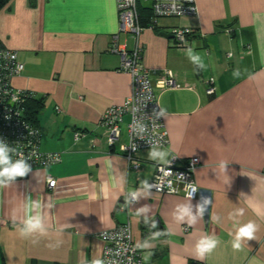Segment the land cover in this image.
<instances>
[{"label": "crops", "instance_id": "0c3cea01", "mask_svg": "<svg viewBox=\"0 0 264 264\" xmlns=\"http://www.w3.org/2000/svg\"><path fill=\"white\" fill-rule=\"evenodd\" d=\"M117 5V0H12L0 13V41L19 53L26 69L14 85L45 105L37 126L41 151L62 156L60 163L0 188V263L102 261L101 232L131 222L137 243L148 242L141 264H264V0H196L198 16L159 19L155 28L146 27L142 62L152 71L154 87L166 71L180 87L156 90L169 146L138 152L139 171L129 167L118 145L109 147L100 125L133 87L130 75L119 70V55L110 52L121 28ZM177 29L192 32L184 48L175 37L160 35ZM120 38L133 48L130 35ZM188 48L201 56L203 67L189 60ZM211 78L214 96L206 92ZM124 120L120 143L127 144L130 117ZM150 150L165 155L150 159ZM175 157L179 165L201 158L197 198L150 189L156 166ZM221 161L227 162L226 173ZM49 178L58 181L53 191ZM129 192L138 193V202L127 212L120 205ZM29 198L43 205L46 234L22 238L18 230ZM184 205L196 218L192 225L188 217L177 219V207ZM240 208L242 217L236 215ZM249 221L258 225L255 239L233 250L234 225ZM143 226L153 233L144 236ZM205 235L220 243L196 259L195 244ZM58 241V247H49Z\"/></svg>", "mask_w": 264, "mask_h": 264}, {"label": "built area", "instance_id": "2783aa9c", "mask_svg": "<svg viewBox=\"0 0 264 264\" xmlns=\"http://www.w3.org/2000/svg\"><path fill=\"white\" fill-rule=\"evenodd\" d=\"M149 3L153 22L166 18L196 17L199 15L196 0H117L120 15V30L113 37L110 52L119 55L120 72L129 74L131 77L132 91L125 102L108 109L100 121L105 130L104 135L110 148L118 145L119 152L127 159L129 167L139 171L141 163L136 157L138 152L154 148H166L169 146V133L164 122L163 110L159 105L156 90L179 88L175 76L169 71L165 72L158 84L154 87L152 71L147 69L142 62L143 48L141 35L146 29L141 24L139 7ZM175 6V10L174 9ZM154 28V25H150ZM231 33V31L229 32ZM130 35L134 46L129 49L127 45L120 43V35ZM177 46L184 48L189 43V30L177 29L173 32ZM228 57H233L229 54ZM25 69L19 53L15 50L0 47V140H3L10 148L13 160L18 159L17 153L27 159L32 171L61 162L60 153H43L40 148L41 128L29 120L27 104L35 99V95L27 90L15 87L14 81L20 77ZM206 92L209 96L216 94L215 79L206 82ZM60 111V109H58ZM154 113H161L155 115ZM126 116L130 117L128 124V142L120 143L121 126ZM82 135L77 134V140ZM143 137V138H141ZM201 158H190L181 165L177 157L172 158L170 163L157 165L154 171L150 189L157 194H169L186 196L185 185L193 183L197 191L191 199L197 198L199 187L195 180V173L201 165ZM170 169L171 174L165 175L164 170ZM183 177L182 179L180 177ZM58 181L49 178L50 190H55ZM138 200L137 192H129L120 205V209L129 212V206ZM131 222L117 226L111 230L101 232L104 242L102 254L103 264H141L142 252L137 247L136 235ZM189 230V228H185Z\"/></svg>", "mask_w": 264, "mask_h": 264}, {"label": "clouds", "instance_id": "9594fccd", "mask_svg": "<svg viewBox=\"0 0 264 264\" xmlns=\"http://www.w3.org/2000/svg\"><path fill=\"white\" fill-rule=\"evenodd\" d=\"M175 10V6L174 9ZM186 55L188 56L189 60L194 64H201V56L199 54L194 53L192 48H188L186 51ZM234 76H238L239 72L236 71L233 73ZM155 115H160L161 113H154ZM143 138V137H141ZM14 149L10 148L3 140H0V188L7 187L12 183H15L18 178H23L27 176L31 171L32 168L28 164L27 159L22 154L17 153L19 156L18 159L13 160L12 153ZM164 153H160L154 150H150L149 158L155 159L157 156H163ZM165 163H170V161H165ZM226 161H221L219 168L226 173ZM165 175H170L171 170L165 169ZM183 178L182 176L180 177ZM197 191V187L195 184L190 183L185 185V192L188 199H191L192 196ZM210 201L205 200V203H209ZM43 205L40 200L32 201L29 198L27 209L28 214L26 218L23 220V226L18 230L19 235L22 238H29L33 233H40L41 235L46 234V229L43 224V217L41 215V209ZM35 214H31L32 212ZM204 212V208L198 207V213L202 216ZM177 219L184 220L185 217H188L189 225H192L195 222V216L192 215L191 207L188 205L178 206L177 207ZM236 215L242 217L244 215V209H238ZM231 218V215L230 217ZM218 217L214 218L216 221ZM235 231L234 233H230L232 235V248L233 250L239 251L242 249V246L248 240L255 239V233L258 230V225L255 224L253 221H249L247 223H239L237 222L234 225ZM158 235V234H155ZM32 242L38 243L36 240H32ZM61 242H57L56 245H49V247H58ZM220 243L219 239L215 236H203L197 240L195 244V251H196V259L203 260L207 254L213 252V250L218 246ZM148 246V242L145 241L142 244H138L137 247L145 248ZM92 264H103L101 260H94Z\"/></svg>", "mask_w": 264, "mask_h": 264}, {"label": "trees", "instance_id": "16d2710c", "mask_svg": "<svg viewBox=\"0 0 264 264\" xmlns=\"http://www.w3.org/2000/svg\"><path fill=\"white\" fill-rule=\"evenodd\" d=\"M12 0H0V13L3 12V10L9 6V4L11 3ZM139 11H140V16H142L141 18V24L146 28L150 27V25H154V28L156 27V23L153 22V14H152V9L151 7H147L141 4V6L139 7ZM190 37V36H189ZM4 45H2L1 41H0V47H3ZM44 102L38 101V100H30V102L27 104V114H28V118L29 120L38 126V115L40 113V111L43 109L44 107ZM30 174V173H29ZM27 176L23 177V178H18L17 180L20 179H25L27 178ZM160 228V227H159ZM143 231H144V236H148L149 234L153 233V230H148L147 227L143 226ZM0 264H5V262H2Z\"/></svg>", "mask_w": 264, "mask_h": 264}, {"label": "water", "instance_id": "95a60500", "mask_svg": "<svg viewBox=\"0 0 264 264\" xmlns=\"http://www.w3.org/2000/svg\"><path fill=\"white\" fill-rule=\"evenodd\" d=\"M160 35L163 36V37H165V38H174L175 37L173 34L170 35V34H167L165 32H161Z\"/></svg>", "mask_w": 264, "mask_h": 264}, {"label": "rangeland", "instance_id": "374dc122", "mask_svg": "<svg viewBox=\"0 0 264 264\" xmlns=\"http://www.w3.org/2000/svg\"><path fill=\"white\" fill-rule=\"evenodd\" d=\"M147 4H149V3H147Z\"/></svg>", "mask_w": 264, "mask_h": 264}]
</instances>
